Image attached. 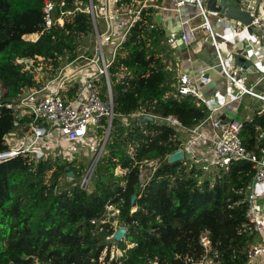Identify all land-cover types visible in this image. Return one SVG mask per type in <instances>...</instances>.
<instances>
[{"label": "trees", "instance_id": "1", "mask_svg": "<svg viewBox=\"0 0 264 264\" xmlns=\"http://www.w3.org/2000/svg\"><path fill=\"white\" fill-rule=\"evenodd\" d=\"M87 1L68 0L67 7L74 10L76 2ZM144 1L120 0L117 7ZM42 9L43 0H0V153L9 150L6 137L16 130L8 105L33 84L16 60L54 57L66 49L73 53L93 32L91 16L77 12L37 42L25 41V35L43 30ZM153 13L143 9L110 70L114 117L92 191L80 186V166L61 159L34 163L20 154L0 163V264H99L106 238L115 230L108 224L99 232L93 220L107 216L109 204L119 207L115 220L128 228L126 241L135 244L122 264H186L184 258L203 255L205 232L221 264H249L257 234L248 230L243 201L253 184L252 164L232 162L208 176L189 162L169 163L168 156L182 146L176 129L159 119L127 120L144 110L175 116L193 128L208 116L190 97L166 98L177 78L168 70L172 51L165 31L153 25ZM123 69L131 78L118 81ZM105 131L101 128L99 137ZM263 132L264 117L255 118L244 124L241 140L248 149L264 147ZM157 159L158 168L143 182L146 162ZM67 167L74 173L70 182ZM118 168L126 172L118 174Z\"/></svg>", "mask_w": 264, "mask_h": 264}, {"label": "built area", "instance_id": "2", "mask_svg": "<svg viewBox=\"0 0 264 264\" xmlns=\"http://www.w3.org/2000/svg\"><path fill=\"white\" fill-rule=\"evenodd\" d=\"M111 6V0H88L86 5L76 2V8L68 9V0H43L44 28L41 32L25 35L23 39L28 42H37L45 32L52 28L65 25L67 20H71L77 12L87 13L91 16L95 40L92 43L85 41L78 46L76 51L71 53L64 50L63 53H56L54 57L36 56L34 58H19L15 64L21 65L22 70L32 76L33 84L25 87L16 102L8 105L16 118L14 123L16 130L6 137V144L9 150L0 153V163L16 157L20 154L27 155L31 162L37 163L41 160L61 159L62 153L59 149L74 144L95 143V138L99 135L101 128H105V141L98 151L95 162L88 172L82 177L80 186L87 191L93 190V179L96 175L97 165L105 152L106 142L111 131V120L114 117L113 86L111 82L110 70L119 56V52L126 43L130 29L139 20L145 8L144 2H137L136 9L129 11L130 22L122 27L119 20V10L128 7ZM101 4V8H99ZM173 11L181 15L182 9L192 2L198 9L203 19L201 28L208 31L212 36L215 49L219 59V67L224 76L229 80L233 89L239 91L238 96L223 106H232V102L245 95L252 96L264 103V91L258 93L255 87L258 83L248 87L245 84L242 70L238 67H231L226 64L221 56V44L215 40L212 26L207 17V0H171ZM117 8V9H116ZM126 14V13H124ZM104 22V29L100 30V21ZM252 33L250 38L261 36L264 40V14L258 15L250 25ZM250 26H236V36H244L245 31ZM182 35L171 34L167 44L174 50L185 49L194 41L196 28H191L188 21L181 22ZM249 38V39H250ZM118 81L131 78L126 70H121L116 74ZM209 82L208 77H202L197 82L187 74L179 73L174 91L168 93L166 98L181 99L190 97L195 100L197 106L205 105L206 100L202 95L200 83ZM3 88L0 85V100ZM105 95V98L104 96ZM264 112V109H263ZM152 116L155 120H162L166 124L180 130L184 126L175 116L161 118L153 114L140 112L132 114L127 120L137 118L138 120ZM106 120L107 125H103ZM211 124L213 136L211 138L212 151L209 156H197L192 149L193 142L199 140L202 135L199 130L205 125ZM244 123L239 121H223L208 115L190 132L194 139L181 146L179 150L184 151V163L193 164L198 170L204 173H215L220 170H227L232 162H249L255 170L252 186L264 185V147L248 149L241 140V133ZM23 135L21 144L12 145L14 138ZM97 135V136H96ZM260 136V139L263 138ZM203 138V137H202ZM177 152V151H176ZM75 154V153H74ZM172 155V154H171ZM187 156L190 160L186 159ZM170 156H168L169 158ZM69 161L71 158H68ZM62 160V159H61ZM65 162L64 160H62ZM66 163V162H65ZM74 164L73 162H67ZM160 159L147 161L141 171L140 178L144 182L148 180L159 166ZM79 167V166H78ZM70 168V167H67ZM119 168L118 174L125 173ZM74 176V175H73ZM73 176H67L69 182ZM247 203L248 230L262 236V243L253 247L254 254H264V214L257 206V195L250 190L243 201ZM108 214L101 220L94 219L93 224L99 232H104L108 224L113 225L114 234L119 228H128L120 225L115 218L120 214L117 205L107 206ZM135 210H132L134 212ZM113 220V221H112ZM126 232V234H127ZM112 234L106 238V244L99 257V264H122L129 249L135 247L134 243L126 241V235L120 241L114 240ZM126 244L122 248L120 244ZM200 243L204 253L198 259L190 257L184 258L186 264H221L217 260L218 255L211 249V241L208 232L202 234ZM212 252L215 256H212ZM157 264V263H154Z\"/></svg>", "mask_w": 264, "mask_h": 264}, {"label": "crops", "instance_id": "3", "mask_svg": "<svg viewBox=\"0 0 264 264\" xmlns=\"http://www.w3.org/2000/svg\"><path fill=\"white\" fill-rule=\"evenodd\" d=\"M206 2L207 17L213 29L215 40L221 44L220 53L226 64L231 67H238L242 70L245 84L248 87L258 83L255 90L258 93L264 91V40L261 36L250 38L253 30L245 31L244 36H236V26H244L240 22L226 18L224 15L212 12L208 8ZM138 5V4H136ZM135 5V9H136ZM144 9H152L154 14L153 25L162 28L166 34V45L171 34L182 35V21H188L191 28H196L194 41L185 49L172 51L168 70L173 72L178 79L179 73H184L200 82L202 77H208L209 82L200 83L202 95L206 100L205 105L196 106L207 111L208 115L223 121H239L242 123L252 122L255 118L264 117V103L252 96L245 95L240 99L232 102V106L224 107L226 102L234 100L239 91L233 89L231 83L221 71L219 67V59L214 42L210 33L201 25L203 19L199 14L197 7L192 3H188L181 11V15L173 11L171 0H145ZM134 9V7H132ZM132 8L121 9L123 14L119 16L120 30L126 28L129 24V11ZM130 9V10H129ZM134 9V10H135ZM264 14V1L261 4L259 15ZM101 24L104 22L101 20ZM100 28V27H99ZM95 36V35H94ZM250 38V39H249ZM242 52V53H241ZM239 57L249 62L246 69L239 64ZM169 93V92H168ZM167 93V94H168ZM195 101V100H194ZM196 103V102H195ZM194 128V127H193ZM199 133L202 137L193 142L192 149L197 156H209L212 151L213 129L211 124H205ZM177 139L183 146L187 142L192 141L194 135L190 132V128L183 127L177 130ZM264 136V132H263ZM194 139V138H193ZM188 160L190 157L187 156ZM213 176V173H204ZM251 190L257 195V206L259 211L264 214V185L252 186ZM257 234V233H255ZM262 236L257 234L254 243L251 246V254L249 264H264V254H254L253 247L262 243Z\"/></svg>", "mask_w": 264, "mask_h": 264}, {"label": "water", "instance_id": "4", "mask_svg": "<svg viewBox=\"0 0 264 264\" xmlns=\"http://www.w3.org/2000/svg\"><path fill=\"white\" fill-rule=\"evenodd\" d=\"M264 0H209L208 8L212 12L220 13L228 19L240 22L244 26H250L254 19L258 17L261 4ZM249 30H252L250 26ZM242 53V52H241ZM249 62L242 57H239V64L246 69V65ZM113 119L111 120L112 124ZM141 122H155V118L152 116H147L140 119ZM184 160V151L178 150L174 154L170 155L168 158L169 163H178ZM69 171L70 168H67ZM72 171L68 172V176H73ZM136 199L133 197L132 201ZM113 221V220H112ZM126 228H119L113 238L116 241H120L126 235Z\"/></svg>", "mask_w": 264, "mask_h": 264}, {"label": "rangeland", "instance_id": "5", "mask_svg": "<svg viewBox=\"0 0 264 264\" xmlns=\"http://www.w3.org/2000/svg\"><path fill=\"white\" fill-rule=\"evenodd\" d=\"M111 1H112L111 6L115 8L117 0H111ZM98 5H99V8L102 7L101 4H99V2H98ZM134 9L132 8L131 10H134ZM119 13H120V16L124 14L122 10L121 11L119 10ZM99 27H100V30L104 29V25L101 24V22L99 24ZM94 40H95L94 35H90L84 39L86 43H92ZM105 136H106V133L100 137L98 136L97 138H95V143L87 142L86 144H74V145L66 146L64 148L59 149V152L62 153L61 159L64 160L65 162H73L74 164H72V166L77 169H79L78 166H80V169H82L85 174V172H88L92 164L95 162L98 151L100 150V148L102 147V144L105 141ZM22 139H23V135L18 134L14 138V142L12 143V145L13 146H15V144L20 145ZM68 158H71L70 161ZM144 170L146 171L145 176H147L149 173V169H144Z\"/></svg>", "mask_w": 264, "mask_h": 264}]
</instances>
